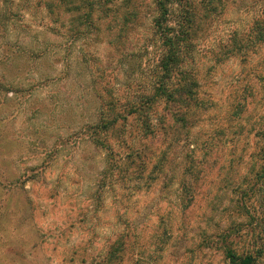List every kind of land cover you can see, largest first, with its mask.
Instances as JSON below:
<instances>
[{"label":"rangeland","instance_id":"obj_1","mask_svg":"<svg viewBox=\"0 0 264 264\" xmlns=\"http://www.w3.org/2000/svg\"><path fill=\"white\" fill-rule=\"evenodd\" d=\"M121 1L0 0V264H264V0H184L191 84L132 114L164 50Z\"/></svg>","mask_w":264,"mask_h":264},{"label":"trees","instance_id":"obj_2","mask_svg":"<svg viewBox=\"0 0 264 264\" xmlns=\"http://www.w3.org/2000/svg\"><path fill=\"white\" fill-rule=\"evenodd\" d=\"M132 0H122L127 8L124 14V25L130 24L132 19H135L137 12L132 7ZM113 2V0H99L95 1L88 0L86 3L87 12L85 14V21L88 22L92 18V13L95 6L99 8L100 12L103 14L109 11L107 5ZM46 6L51 7L50 4L46 3ZM151 13H153L152 20V30L154 31L156 37L158 36V42L162 48L163 54L159 61L158 67L161 69V74L156 76V80L152 81V92L145 93L135 98L132 103L128 104L127 112L132 114L137 110L147 107L149 103L156 101H165L168 103H175L178 101L177 91H180L184 86L182 92H186L189 84H191L187 79L183 84L174 82L175 76L173 72L175 66L179 63H183L179 58L182 59L181 54L185 47L186 39L189 36L190 26L192 25V12L187 8L186 1L184 0H152ZM260 161V167L256 171L261 182L264 183V144L263 150L260 153V157H257ZM264 185V184H262ZM120 246L121 243H120ZM227 255L231 259H234L231 252L228 251ZM238 264H253L254 259L252 256L247 255L240 257ZM231 263H236L235 259L231 260ZM238 261V259H237Z\"/></svg>","mask_w":264,"mask_h":264}]
</instances>
